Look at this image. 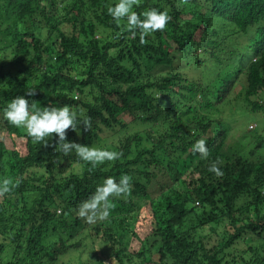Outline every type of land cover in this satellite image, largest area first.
Wrapping results in <instances>:
<instances>
[{
    "label": "trees",
    "instance_id": "16d2710c",
    "mask_svg": "<svg viewBox=\"0 0 264 264\" xmlns=\"http://www.w3.org/2000/svg\"><path fill=\"white\" fill-rule=\"evenodd\" d=\"M118 2L0 0V181L19 185L0 197V264H104L96 243L113 264H264V160L226 151L232 126L212 117L233 93L264 115V0H139L141 19L153 8L172 17L146 45L108 14ZM17 96L33 111L82 109L91 131L78 117L68 142L123 155L93 167L56 152V138L33 143L3 118ZM255 132L243 139L252 159L264 152ZM201 138L207 159L192 153ZM123 175L131 196L114 199L107 220L78 217Z\"/></svg>",
    "mask_w": 264,
    "mask_h": 264
},
{
    "label": "clouds",
    "instance_id": "9594fccd",
    "mask_svg": "<svg viewBox=\"0 0 264 264\" xmlns=\"http://www.w3.org/2000/svg\"><path fill=\"white\" fill-rule=\"evenodd\" d=\"M187 3V0H182ZM139 6V0H119L114 6H109L108 14L119 26L122 20H126V30L131 33L133 39L139 33V43L146 45V37L156 31H164L172 17L167 11H159L155 8L141 14L133 11V7ZM35 92H28V96ZM24 96H17L3 109V118L11 125L23 129L32 138L33 143H43L45 147L50 146L48 138H56V152L69 156L75 152L81 160L90 163L93 167L103 164L106 161H116L121 158L122 153L110 150H102L89 147L75 142H68L67 133L71 129L78 132V117L83 119L86 131H91V118L84 115L81 109L79 113L70 106H48L36 108ZM192 153H199L203 158L209 156V149L206 140L199 139L192 148ZM222 162L217 159L209 167V171L218 177L222 175L219 165ZM11 179L5 178L0 181V197H4L18 187ZM132 193L131 177L123 175L119 181L115 178H106L101 185H98L95 192L78 207L77 215L88 224H95L98 221H105L109 218L111 210L115 208L114 199H127Z\"/></svg>",
    "mask_w": 264,
    "mask_h": 264
},
{
    "label": "rangeland",
    "instance_id": "374dc122",
    "mask_svg": "<svg viewBox=\"0 0 264 264\" xmlns=\"http://www.w3.org/2000/svg\"><path fill=\"white\" fill-rule=\"evenodd\" d=\"M207 65V64H206ZM206 65L200 66L202 69H205ZM151 68L152 69H157L159 73V69L156 65V63H151ZM234 68V67H233ZM179 69V68H178ZM180 71L185 78L189 80L195 79L193 74L195 76L198 75V72L196 69L193 70L191 67H184L181 65ZM157 73V74H158ZM208 79V78H207ZM210 79H208L209 81ZM210 89L213 90V86H210ZM240 90V87L236 88V92ZM238 93H233L230 98H229V103L228 105L220 106L218 109H214L212 112V117H219L217 114L219 111L221 113V118L224 119L228 124L232 126V130L229 134L228 141L225 146V150L230 152V153H235V154H241L243 155L242 157L251 159V160H264V152L261 154L260 157L256 159H252V157L247 156L249 153V150L247 149V142L246 140H243L245 136L247 135L246 132L250 131H256L255 135L257 134H264V115L262 113H249L250 107L240 99H236V96ZM258 126V127H257ZM248 138V135L246 136V139ZM249 144V142H248ZM218 236L214 235L213 240H218ZM249 243V242H248ZM247 243V244H248ZM251 243V242H250ZM211 245H213L211 243ZM96 249L98 252H100L101 258L103 260L104 264H113V261L108 258L110 256V251H107L106 248L100 247L97 243L95 245ZM247 247L244 244L240 245V249H246ZM102 250V251H101ZM66 260H70L73 263H78V257L75 253H71L66 257ZM99 260H95L94 264H99ZM63 264V263H59Z\"/></svg>",
    "mask_w": 264,
    "mask_h": 264
}]
</instances>
